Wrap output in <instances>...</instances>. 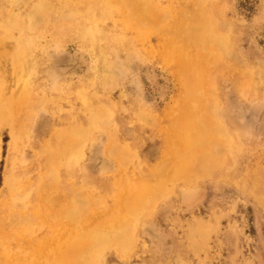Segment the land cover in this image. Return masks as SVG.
<instances>
[{
  "label": "rangeland",
  "instance_id": "374dc122",
  "mask_svg": "<svg viewBox=\"0 0 264 264\" xmlns=\"http://www.w3.org/2000/svg\"><path fill=\"white\" fill-rule=\"evenodd\" d=\"M48 1V5L40 9L44 15L42 24L34 27L26 17L34 7L26 0L0 6V28L3 20L10 21L15 16L27 22L23 29L10 31V38L0 44V86L5 91L2 97L11 94L6 89L18 73L23 74L26 81L24 87L19 83L25 90L23 95L20 92L16 96L21 99L15 108L20 116L17 122L21 131L26 126L31 127L32 121L36 122V112H41L43 118L53 109L54 116L61 120L63 114L68 113L75 115L71 122H76V112L70 106L64 111L60 107L67 99L79 98L81 102L85 99L88 105L84 106L97 107L104 117L111 113L115 121L91 127L88 137L91 146L86 148L85 166L91 163L100 166L107 159L110 131L117 127L119 137L127 135L134 123L144 125L147 120L145 144L133 147H138L141 158L146 155L147 167L151 168L162 150L155 120L161 118L177 89L172 71L158 64L153 55L161 51L175 62L183 59L184 52L170 51L175 44L166 39L163 48H158L153 35L147 39L137 38L136 30L125 27L124 19L117 13V4L116 12L107 15L99 5L86 8V4L77 0ZM174 1L182 0H122L130 5L119 8L127 11L135 7L140 23L145 22L151 28L160 24L157 22L160 13ZM190 6L196 12L182 20L174 31L175 37L172 36L178 49L183 51L182 45L210 29L222 35L226 43L220 60L204 59L203 55L199 58L208 67L202 80L212 82V89L219 93L222 101L217 115L222 126L216 123L208 138L219 140L216 152L222 154L223 165L204 170V163L199 161L187 179L180 177L176 185H167L168 192L155 201L142 218L144 227L139 229L128 257L121 259L114 251H107L105 264H264V0H197ZM2 37L5 38L4 32L0 31ZM153 48L158 52L150 55ZM96 55L97 68L92 61ZM197 63L193 61L191 65ZM35 67L38 75L28 79V71ZM186 68H191L189 63ZM92 73L97 74L98 81ZM72 77L79 79L76 87L64 91L62 84L66 82L63 81ZM139 106L150 111L146 117L133 118ZM91 120L86 118L85 122L88 124ZM224 131L232 137L234 144L230 148L223 147L226 144ZM136 132L142 137L138 130ZM3 134L0 264H9L12 261L7 259L9 255L20 257L23 264H52L54 257H40L44 241L67 239L65 230L71 228L75 232L76 220L68 224L59 222L45 231L24 227L28 222L22 223L24 228L15 224L19 216L29 213L21 205L3 208L10 199L4 177L23 176L32 155L42 148L16 147L26 145L21 139L10 147L8 127ZM222 135L225 136L220 141ZM93 144L99 148V154L94 157L96 161L91 156L95 151ZM58 174L52 173L48 189L52 185L59 186L62 180L65 186L61 188L72 194L83 185L64 173ZM158 182L161 181L150 180L149 185ZM83 218L82 215L78 221ZM51 221L52 218L49 223ZM17 240L21 242L14 244ZM3 243L11 246L8 254L2 250ZM61 256L59 253L55 258ZM62 257L73 262V258L68 259L71 255Z\"/></svg>",
  "mask_w": 264,
  "mask_h": 264
},
{
  "label": "bare ground",
  "instance_id": "6f19581e",
  "mask_svg": "<svg viewBox=\"0 0 264 264\" xmlns=\"http://www.w3.org/2000/svg\"><path fill=\"white\" fill-rule=\"evenodd\" d=\"M16 1L18 0H0V6L4 7L6 4ZM77 2L86 4V8L99 5L104 10L103 13L107 15L116 12L117 4V13L124 19L125 27L128 30H136L137 38L147 39L153 35L157 39L158 48H163L164 39H166V42L169 40L175 44L170 51L184 52L182 53V55L184 54L183 59L175 62L167 59L165 54H161V51L153 55L157 62L159 61L158 64L167 67L170 72L172 71L177 89L162 111L161 118L155 120L162 150L151 168L147 167L146 155L141 158L139 150H137L138 147H133L145 144L144 134L147 131L145 118L143 119L144 125L134 123L132 130L127 135L119 137L117 127L115 131H110L109 142L111 145L106 149L107 159L100 166L95 163L85 166L83 161L86 156V148L91 146L88 138L92 131L91 127L115 122L111 113L105 117L104 114H101L102 119L97 107L87 108L84 106V104L88 105L85 99L81 102L79 98H72L64 101L60 108L64 111L66 106H70L76 112V122H71L75 115L72 116L68 113H64L63 120H61L60 117L54 116L53 109L47 111V116L43 118L41 112H36L34 115L36 122L32 121L31 127L26 126L25 130L21 131L20 124L17 122L20 116L17 115L15 108L21 100L16 96L20 92L22 95L25 92L22 89L26 83L24 75L18 73L17 77L12 80V84L6 89L12 95L2 97L5 91H2L0 86V159L5 127L9 128L10 147L16 146L17 140L21 139L26 145L22 144L16 147L42 148L41 152L32 155V162L24 168L23 176L17 177L18 179L9 175L4 177V184L10 192V199L3 205V208L6 210L15 205L26 208L29 214L19 216L15 224L20 228L31 227L36 231L50 230L59 222V224H68L76 220L73 226L75 232L71 228L65 227L67 239L60 241L58 238H54L53 242L44 241L40 257H54L52 264H105L107 251H114L121 259H124L125 256L128 257L139 229L144 227L142 218L150 212L151 205L168 192L167 185H176L180 177L187 179L194 171L193 168L199 165V161L204 163V170L223 165V161L220 159L222 154L216 152L219 147L216 143L219 140L208 138L216 123L220 127L222 126L217 120L222 101L219 93L212 89V82L208 79L202 80L208 67L207 63L200 61L199 58L203 55L204 59L209 57L220 60L224 56L222 51H224L226 43L222 35L210 29V32L193 37L190 42L182 45L183 51L178 49V43L172 40L175 37L174 31L182 20L196 12V10H191L190 5H194L197 0L169 3L168 8L160 13L157 21L160 24L151 28H148V24L145 22L140 23L138 19L140 17L135 15L137 14L135 7L125 11L124 8L130 4L126 5L122 0H77ZM26 3L34 7V10L26 15L32 23L31 27L41 25L44 15L40 9L48 5L49 1L26 0ZM119 6L124 8H119ZM167 18L169 20L165 22ZM24 24L27 25V22L17 16L11 18L10 21L3 20V27L0 28V31L4 32L5 38H0V44L6 42V38H10L12 35L10 31L16 29L19 31L24 28ZM16 40L15 45H18ZM17 49L18 46H15L14 50ZM90 51L93 53L94 50L90 49ZM154 51L158 52L153 48L149 54L151 55ZM92 61L95 68L99 67L97 55ZM193 61L198 63L191 65ZM188 63L191 68H186ZM16 72L14 71V73ZM28 73V79L35 78L38 75V69L35 67ZM92 76L95 81H98L96 73H92ZM78 80V78L72 77L63 81L66 82V84H62L64 91L76 87ZM100 80L102 81L101 76ZM19 83L22 87L19 86ZM149 111V108L139 106L135 109L132 117L137 119H139L138 116L146 117ZM182 114L183 117H180ZM86 118L89 120L92 118L91 122L87 124ZM136 130L142 134V137L137 135ZM224 133L226 134V144L223 147L230 148L234 144L231 141L232 137L225 131ZM224 136L220 137V141ZM29 142L30 145H27ZM92 146L95 151H92L91 156L94 159L99 154V148L95 147V144ZM132 161L135 162L132 163ZM29 172L35 174L29 175L27 174ZM52 173H59V176L64 173L72 179L80 181L83 185L79 187V190H71V192L74 191L72 194L61 188V185L65 186L63 184L65 182L62 180L60 185H57L61 189L53 185L48 189L47 184ZM151 175L152 177H150ZM154 177L156 179H151ZM150 180H160L161 182L150 186ZM55 182L59 184V182ZM55 192L56 194H54ZM81 214L84 218L82 221H78L82 218ZM51 218L52 221L49 223ZM23 222L29 224L23 227ZM20 242L17 240L14 244ZM78 242L80 243L77 245ZM2 245V250L8 254L11 246L6 243ZM59 253H62V256L71 255L68 259L73 258V262H67V258L62 256L56 259L55 257ZM9 258L12 259L9 264H23V259L16 255L13 257L9 255L7 259ZM37 260L40 261V259Z\"/></svg>",
  "mask_w": 264,
  "mask_h": 264
}]
</instances>
